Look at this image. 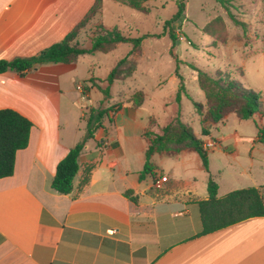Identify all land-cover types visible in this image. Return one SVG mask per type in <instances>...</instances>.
<instances>
[{
  "label": "crops",
  "instance_id": "1",
  "mask_svg": "<svg viewBox=\"0 0 264 264\" xmlns=\"http://www.w3.org/2000/svg\"><path fill=\"white\" fill-rule=\"evenodd\" d=\"M257 1L253 28L260 35L250 38L255 47L245 51L243 39H229L225 44V50L239 52L244 69L248 58L252 64L258 57L264 59V0ZM93 2L0 0V59L34 56L60 41ZM160 37L143 39L142 48L133 53L127 43L125 55L130 53L136 63L128 78L108 84L97 83L90 76L101 88L108 87L110 96L98 97L97 92H102L91 82L76 84L82 99L89 101L95 94L89 104L80 107L82 121L87 110L100 105L103 97L116 100L120 106L109 111L92 137L85 140L68 194L54 191L51 181L56 164L83 139L86 125H77V133L60 132L61 122L54 107L63 98L42 91L48 77H41L42 86L25 82L31 75L52 72L60 66L39 64L22 75L14 70L0 72V109L12 108L32 123L27 146L16 151L12 175L0 178V264H264V216L200 234L198 208V201L208 197L209 176L217 185L218 198L240 188L264 187V181L254 177L255 168L259 172L264 169V143L257 135L258 127H264L263 115L239 119L228 113L221 121L208 123V134L202 135L200 117L192 103L205 104L197 72L188 68L180 55L172 56L166 50L164 61L170 66L150 80L148 72L157 68L153 65L157 61L152 49L143 45L150 38ZM172 60L184 64V70L171 66ZM220 60L207 70H228L232 58L226 56L225 63ZM234 78L246 86L242 81L245 72ZM79 85L87 89L85 93ZM180 86L183 88L177 102ZM135 90L143 93L140 105L123 102ZM262 100L264 103V95ZM72 106L76 115L78 106ZM230 114L237 121L233 131L212 134L211 130ZM178 115L202 141L211 138L217 142L207 150L208 169L198 153L183 149L174 155H151L154 172L140 178L149 145L145 132H159ZM246 125H252V129L245 131ZM160 175L168 180L161 189H154L152 180ZM239 177L246 181L239 183Z\"/></svg>",
  "mask_w": 264,
  "mask_h": 264
},
{
  "label": "trees",
  "instance_id": "2",
  "mask_svg": "<svg viewBox=\"0 0 264 264\" xmlns=\"http://www.w3.org/2000/svg\"><path fill=\"white\" fill-rule=\"evenodd\" d=\"M124 4L140 12H147L145 2L148 0H112ZM225 7V0H217ZM103 0H94L93 4L84 15V17L58 42L40 50L34 56L26 58H14L12 60L0 59V72L14 70L20 75L26 71L35 68L43 63H74L78 57L85 53L95 51L108 53L113 50L118 43L131 44L130 53L138 51L143 39L149 36L160 37L164 31L171 40L172 47L176 42V35L171 24L179 20L182 16L185 4L183 0H176V11L164 21L163 32L161 34H142L138 37H131L123 34L116 27L106 28L101 25L97 27L90 39L89 47H82L77 42V36L80 30L91 20V18L101 9ZM230 18L235 25L240 26L244 31L247 24L243 21L236 20L231 14ZM213 22L223 25V20L218 16L215 20L208 23L203 31L219 40L216 32L210 29ZM129 53V54H130ZM170 54L172 52L170 51ZM178 61V60H176ZM197 72V83L203 91L205 104L193 101V107L200 117L201 133L208 134V123H217L221 121L228 113H234L239 119H249L254 115H263V100L260 91L244 87L234 76L242 75V70H216L210 72L206 69L189 64ZM136 68L133 59L128 55L119 59L116 64L109 70L104 81L111 84L115 80H123L132 75ZM88 82L95 85L104 96L108 94V87L101 88L94 83V78L90 77ZM183 87H179L176 94V101L180 100V93ZM87 89L84 87L83 93ZM143 93L136 90L126 100L133 106H138L142 102ZM120 104H114L109 107L98 105L90 108L84 119L86 120V131L83 139L71 147L65 156L56 164L55 175L51 181V188L57 193L68 194L72 190V181L78 171V157L87 138L92 137L95 130L101 126V120L114 111ZM153 124V120H150ZM32 123L18 111L12 108L0 109V178L10 176L14 169V159L16 151L23 149L28 144L29 132ZM259 141L264 143V129L258 127ZM145 136L149 140V145L145 151V163L140 178L146 174H153V164L150 161L154 153H163L174 155L179 151L186 149L198 153L204 168L208 169L207 151L204 150L201 138L197 137L192 127L176 116L171 122L162 126L159 132L148 130ZM86 181V178H84ZM208 197L205 200L198 201V208L201 221L200 234L209 233L217 229L226 227L244 219L264 216V187H245L230 191L222 197H217V185L209 176L207 182Z\"/></svg>",
  "mask_w": 264,
  "mask_h": 264
},
{
  "label": "rangeland",
  "instance_id": "3",
  "mask_svg": "<svg viewBox=\"0 0 264 264\" xmlns=\"http://www.w3.org/2000/svg\"><path fill=\"white\" fill-rule=\"evenodd\" d=\"M176 0H148L145 2L147 12H140L135 9L130 8L127 5L114 2L112 0H103L101 9L95 14L91 20L80 30L77 36V42L82 47H89L90 39L96 31L97 27L101 25L106 28L116 27L119 28L123 34L138 37L142 34H157L163 32V24L166 19H169L176 11ZM185 4V9L179 20L171 24L172 29L176 35V42L172 47L171 40L164 31L163 36L160 38H150L145 41L143 48L152 49L155 54L153 58L157 62L153 65H157L153 71L148 72L150 80H154V77L158 75V71H166L170 64L166 63L165 51L169 50L175 55H180L182 59L187 62L188 68H191L189 64L198 66L203 69L212 68L225 61L226 56L232 58L231 64L228 70L242 69V72L246 74V78H243L244 87H252L261 92L264 95V59L263 57H258L252 64L251 58H248L246 62V68L244 69L240 63L241 58L239 52L232 50L229 52L225 50V44L230 39L231 41L243 39L245 44L243 49L245 51L252 50L253 46L251 37H259V32L253 28L254 26V13L256 12L257 0H225V7L222 6L217 0H183ZM261 2V0H259ZM229 14H231L236 20L243 21L247 24L246 30L244 31L240 26L234 24ZM218 16L222 18L223 25L218 22H213L210 29L216 32L219 40L214 38L203 31V28ZM210 36L212 38V43L207 42ZM171 44V45H170ZM129 44L124 43L120 47L114 48L108 53L102 52H92L85 53L84 55L78 57L77 62L74 64H62V63H43L50 66H60L58 70L52 72H39V74L31 75L25 81L26 85H38L42 86L41 77L49 78L48 82L43 84L42 91L48 93L58 94L60 98H63V102L55 106V110L59 114L61 127L59 131L64 134L77 133L81 126L86 125V120L82 121L80 116V107L84 103L91 102L95 94H91V99L87 101L81 98V94L76 90V84L82 82L83 85L87 84L88 78L93 75L95 80L98 82L104 81V75L109 72V70L116 64V62L122 57L126 56ZM170 47V48H169ZM139 47L138 51L140 50ZM209 50V51H208ZM220 50H223L221 56H217ZM160 52L163 54L162 57H156V54ZM209 54L216 56L210 57ZM130 54H128V58ZM131 59V58H130ZM164 61V62H163ZM222 61V62H221ZM135 62V61H134ZM225 63V62H224ZM172 60L171 66H180L181 70H184V64ZM141 65V64H140ZM222 65V64H221ZM192 69V68H191ZM188 71V70H186ZM104 77V78H101ZM38 78V79H37ZM128 78V77H127ZM126 79V78H125ZM124 80V79H123ZM116 81V80H115ZM24 82V83H25ZM23 84V82H22ZM136 91V90H135ZM121 93V92H120ZM133 94V93H132ZM41 95V91L39 92ZM110 96V93L107 96ZM98 97H102L103 93L97 92ZM106 97V96H105ZM103 97L100 105L105 107L108 103L115 104L114 100H106ZM130 96L123 98V102ZM120 99V98H119ZM110 101V102H107ZM112 101V102H111ZM70 102L71 105L68 103ZM72 103L77 104L78 110L75 115ZM118 103V102H116ZM110 104L107 105L111 106ZM189 104V103H188ZM148 109V107H146ZM158 115L161 113L156 110ZM89 111L87 110V113ZM67 120V126L66 121ZM237 122L235 116L230 114L226 121L221 122L216 128L212 129L211 132L215 136L220 133V131L229 132L233 131L235 124ZM262 123L264 126V103H263V117ZM243 124V123H242ZM78 125V128H77ZM86 129V127H85ZM252 129V125H246L244 127L245 131ZM264 129V127H263ZM255 178L264 181V169L263 171H257L255 168ZM239 183H244V177L237 178ZM248 183V182H246ZM220 190H222V185L220 184Z\"/></svg>",
  "mask_w": 264,
  "mask_h": 264
},
{
  "label": "built area",
  "instance_id": "4",
  "mask_svg": "<svg viewBox=\"0 0 264 264\" xmlns=\"http://www.w3.org/2000/svg\"><path fill=\"white\" fill-rule=\"evenodd\" d=\"M78 89H82V92H83V88L81 85L78 86ZM216 145H217V142L211 138H208L207 140L203 141V144H202L204 150L206 151L211 148H214ZM167 180L168 178L166 175L156 176L152 180V187L154 189H161Z\"/></svg>",
  "mask_w": 264,
  "mask_h": 264
}]
</instances>
